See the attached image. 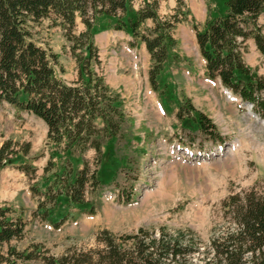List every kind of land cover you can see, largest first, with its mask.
<instances>
[{"label":"rangeland","instance_id":"obj_1","mask_svg":"<svg viewBox=\"0 0 264 264\" xmlns=\"http://www.w3.org/2000/svg\"><path fill=\"white\" fill-rule=\"evenodd\" d=\"M155 1L160 17L180 4L186 18L172 31L175 47L157 77L156 92L148 82L151 62L143 44L132 46L129 36L111 29L93 37L100 62L94 70L119 96L124 115L119 135L102 146L100 188L87 195L94 214L62 198L48 222L33 217L39 198L30 189L43 192L55 171L44 174L52 148L46 145L47 127L0 104V146L10 141L17 153L0 169V207L13 208L25 223L23 238L3 246L2 253L45 251L58 257L68 250L95 248L102 231L122 236L140 228L155 234L159 229L180 232L202 246L228 226L220 207L226 197L251 188L264 194V118L206 76L195 40L193 27L202 29L209 13L221 7L213 0ZM258 24L264 36V13ZM28 27L33 41L57 57V77L74 83L77 64L62 29L48 20ZM150 27L146 22L144 28ZM82 30L77 23L75 32ZM243 61L264 76V59L252 40L246 43ZM185 100L212 121L223 146L203 137L193 123H178L175 114ZM94 157L87 150L70 160L78 169L84 161L93 167ZM59 163L56 160L57 168ZM19 166L33 173L28 177Z\"/></svg>","mask_w":264,"mask_h":264},{"label":"trees","instance_id":"obj_2","mask_svg":"<svg viewBox=\"0 0 264 264\" xmlns=\"http://www.w3.org/2000/svg\"><path fill=\"white\" fill-rule=\"evenodd\" d=\"M213 1L221 8L209 13L202 29L193 27L206 76L218 80L264 118V76H257L243 61L249 40L264 59V36L258 24L264 0ZM44 20L60 27L70 44L78 70L72 84L57 77V57L32 39L29 24ZM148 21L151 27L144 28ZM184 21L180 4L172 14L160 17L155 0H0V104L41 120L47 127L46 145L52 147L44 168V174L55 170L50 182L43 192L30 189L39 198L34 218L48 222L49 212L62 198L94 214L87 195L100 188L102 146L119 135L124 120L119 96L94 70L100 64L94 35L111 29L129 36L132 46L143 44L151 62L148 82L156 92L157 77L175 47L172 31ZM77 23L83 27L78 33ZM175 117L180 125L191 122L203 137L219 147L224 145L212 121L190 101L185 100ZM87 150L94 152L93 167L84 161L74 169L70 157ZM16 154L12 143L4 142L0 169ZM17 168L28 177L33 173L27 166ZM220 207L228 226L206 245L164 229L155 234L140 228L122 236L102 231L92 249L68 250L58 257L45 251L9 249L5 254L0 251V264H264V194L253 188L244 190L226 197ZM24 230L25 223L13 208L0 207V250L21 240Z\"/></svg>","mask_w":264,"mask_h":264},{"label":"water","instance_id":"obj_3","mask_svg":"<svg viewBox=\"0 0 264 264\" xmlns=\"http://www.w3.org/2000/svg\"><path fill=\"white\" fill-rule=\"evenodd\" d=\"M250 108H251V106L248 107V109H250Z\"/></svg>","mask_w":264,"mask_h":264},{"label":"bare ground","instance_id":"obj_4","mask_svg":"<svg viewBox=\"0 0 264 264\" xmlns=\"http://www.w3.org/2000/svg\"><path fill=\"white\" fill-rule=\"evenodd\" d=\"M228 93V92H227ZM229 95V94H228ZM230 96V95H229Z\"/></svg>","mask_w":264,"mask_h":264}]
</instances>
